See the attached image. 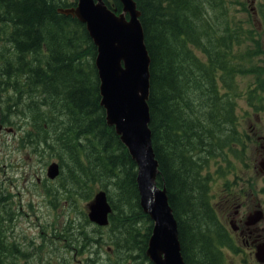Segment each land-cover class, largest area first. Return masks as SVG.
<instances>
[{
	"label": "trees",
	"instance_id": "1",
	"mask_svg": "<svg viewBox=\"0 0 264 264\" xmlns=\"http://www.w3.org/2000/svg\"><path fill=\"white\" fill-rule=\"evenodd\" d=\"M76 1L0 0V38L4 35L11 46L0 45V92L12 90L4 98L7 104L0 123L14 126L15 117L23 118L19 148L40 155L47 152L58 163V180H64L58 187L63 190L50 186L44 189L45 194L63 192L68 199L89 201L95 191L105 190L112 206L111 223L119 218L120 226L128 229L123 230L128 236L120 240L130 239L133 244L138 237V243L147 246L152 220L139 204L136 163L114 127L106 123L100 105L96 46L84 23L58 10L75 6ZM104 2L116 13L122 10L119 0ZM135 2L150 56L148 125L158 161L156 180L166 188L185 264H209L208 243L220 226L208 204L201 169L210 159L234 151L233 145L241 143L235 115L236 80L240 74L255 75L256 86L247 92L259 93L264 89V60L252 62L251 54L257 51H248L247 59L237 52L241 36L236 27L240 21L235 13L236 20H230L229 0ZM238 4L247 11L243 1ZM255 8L264 26V0H258ZM196 48L202 54L198 55ZM194 106L202 108L201 118L193 111ZM215 129L225 130L220 152L205 147L208 159L202 158L201 163L194 160L198 155L195 151L207 146L204 137L213 136ZM193 168L202 183L198 192L203 198L194 194L196 185H186ZM7 191L0 182V203L8 199ZM185 193L190 194L187 197ZM197 199L200 202L194 213L191 210ZM188 212L197 231L187 225L191 220L180 218ZM3 217L0 206V264H15L12 259L24 254L7 242ZM205 220L217 227L207 229L208 236L202 230L207 225ZM141 221L147 223L144 231L137 226ZM185 225L192 230L188 235Z\"/></svg>",
	"mask_w": 264,
	"mask_h": 264
},
{
	"label": "rangeland",
	"instance_id": "2",
	"mask_svg": "<svg viewBox=\"0 0 264 264\" xmlns=\"http://www.w3.org/2000/svg\"><path fill=\"white\" fill-rule=\"evenodd\" d=\"M238 1H243L245 3V8L247 11L241 10V6L238 4ZM257 1L258 0H229V2H231L230 4L232 5L228 7V15L230 20L232 17H234L236 20L237 16L238 21H240V26L236 27V29L240 31L241 41L237 45V48L236 46L235 48L240 54V57L244 56L246 59L248 51H251V53L257 51L256 54H251L252 62L255 64H259L260 61L264 60V31L257 29V27H261V22L255 8ZM222 29L223 28H219V30ZM243 31H250V33H245ZM3 38L5 39V36L0 38V45L10 46ZM11 51L13 52L12 49ZM195 52L198 55L202 54L201 49L196 48ZM254 76L255 75L252 74L238 75L236 80V83L237 81L239 83L238 91H241V93H246L247 90L254 88L256 83V76ZM10 91L12 90L8 88L7 92L11 93ZM259 93H262L259 94V105H264V89ZM237 105L244 106L246 105V102L244 100H237ZM256 112V114H252V116L250 115V120H247V117L245 116L241 119L242 121L238 129L240 131V137L242 141L238 146L236 143L233 145L235 150H228V154L225 153L223 156L220 155L210 159V161L207 162L208 165L201 169V172L204 175H207V173H212L211 183L209 186L211 193L219 191V187L222 183L221 181H224L222 180L223 177L228 178L230 169L232 171L241 170L253 180L257 181L259 179L258 176L260 172L258 170L255 171L258 166L253 168V163L257 165L256 158L258 156V152H261V148L260 145L257 143L255 144V139L253 136H251L248 125L246 126L243 124L249 122V124L252 126H257V128H259L261 131L260 132L256 129L257 133L264 135V129H262L264 128V108L260 111L257 110ZM235 115H238L237 112ZM0 117H2L1 114ZM14 121H16V124L13 126V133H10L9 131H3L0 133V182L2 188L8 189L7 192H9H4L8 196V199L5 200V202L0 203V206L1 214L4 215L2 222L4 225H9L7 234L9 235L8 231L14 232L13 235L9 236L11 240H16L20 244V250L26 257L17 254V259L15 258L16 261L15 259L12 260H14L16 264H25L27 259L28 264H63V262L68 259V264H78V261L73 260V257H71V254L74 252L71 247L75 240L70 245L69 241L59 238L60 233L64 232L60 231L59 229H61L64 222L68 221L67 219H83L86 217V201L82 199H68L67 195L63 192L54 196H52V194H45L46 192L44 189L50 186H53V188H58L59 190H63L61 187H58V184H60V182H64V180L49 181L45 174L47 166L51 163V161L56 160L50 158L47 152H45L44 155H40L30 152L28 148H19L17 141L20 135L19 133L24 127L25 120L20 117H15ZM200 131H202V129H200ZM224 131L225 130L220 129L218 131V129H215L213 136H205L206 138L204 137V144H207L205 147L206 149L208 148V151L212 150L216 153L220 152V144L223 140V137L225 136ZM211 140L215 141L210 142ZM193 143L195 142L193 141ZM195 152L198 153V155L194 156V160L199 159V162L201 163L202 158L206 157V160L208 159V155L203 151L202 148ZM226 156H228V160ZM219 165H221V167L225 170L223 175H217L215 173V170ZM195 173V168H193L190 172V176L186 179V185L187 187L196 185L197 189L195 190H197V192L194 190V194L198 198V194L200 195L198 192L200 191L199 185L202 183L200 180L197 181ZM45 178L48 180V182H45ZM70 183L71 182H69L68 185H70ZM189 194L190 193H185L187 197ZM200 196L203 198V193ZM207 201L208 204H210L211 199L208 195ZM194 202L197 204L194 206L193 210H191L192 212L198 210L197 205H199L200 200L197 199ZM219 205L220 204H218V209L220 210ZM189 213L191 212L186 214L187 217L185 214H181L180 218H183V220H191V223H187V225H190L194 228V231H197L198 228L194 227L196 225L194 218L192 214ZM197 218L199 219L200 216H197ZM119 220V218L114 220L111 231L109 229L105 237L102 238L101 245L105 250L103 255L107 257L110 256L113 263H116L117 261L118 263L128 264V261L125 259V257L122 258V250L117 244L113 245L114 242L112 241H115V238L120 240V238H126V236H128V233H123L124 229H128L126 227H121L120 223L122 224V222ZM205 222L207 223L206 220ZM146 224L147 223L141 221L137 224V226L140 228V231H144V226ZM187 225L184 226L186 235L192 231L191 228H186ZM214 228L217 227L210 222L207 223V225H205L202 230L205 232L204 234L208 236L206 232L209 230L207 229L213 230ZM88 229H90V226L87 227L84 223H82V225L79 224L76 235L80 236L81 233H85L84 235H86L89 231ZM109 234L111 235L110 237H108ZM96 236L99 237L98 234L94 235V237ZM127 240H129V245L135 247L137 250L143 246L142 243H138L141 241V238H134V242L136 244H132L130 239ZM63 242L66 245L69 244V246L65 247ZM88 242H90V247L88 249L90 252L89 257L94 259L97 255H99V253L94 252L99 248V244L93 240ZM78 255L82 259V262L79 264H89V262L86 260L87 257L85 252ZM196 260H198V258H196ZM230 260L231 258L227 257L228 264H234L233 260L232 262H229Z\"/></svg>",
	"mask_w": 264,
	"mask_h": 264
},
{
	"label": "water",
	"instance_id": "3",
	"mask_svg": "<svg viewBox=\"0 0 264 264\" xmlns=\"http://www.w3.org/2000/svg\"><path fill=\"white\" fill-rule=\"evenodd\" d=\"M119 1L120 13L110 9L104 0H77L75 6L58 10L84 23L96 46L94 64L99 79L100 105L105 110L106 123L114 127L136 163L139 204L152 220L146 255L153 264H185L166 188L156 180L158 161L148 125L150 56L144 42L140 11L135 0ZM259 166L264 170V161H260ZM58 174L59 165L52 161L47 166V176L55 178ZM110 212L106 192L99 189L88 203V218L105 225Z\"/></svg>",
	"mask_w": 264,
	"mask_h": 264
},
{
	"label": "flooded vegetation",
	"instance_id": "4",
	"mask_svg": "<svg viewBox=\"0 0 264 264\" xmlns=\"http://www.w3.org/2000/svg\"><path fill=\"white\" fill-rule=\"evenodd\" d=\"M257 29L264 31V26L261 25V27L259 26ZM1 64L2 59H0V65ZM10 94L11 93H6L5 91L0 92V114L4 106L7 104L5 103L4 98ZM259 94L262 93H248L247 91L246 93H241V91L237 92V100H244L246 102V105L244 106L236 105L235 107V112L238 114L236 115V118L239 124L241 123V119L244 116L247 117V120H250L252 114H256L257 110L260 111L264 108V105H259ZM201 109L202 108L199 106L193 107V111L198 112L196 116L199 118L203 116L200 113ZM243 124L246 126L248 125V129L251 132L250 134L255 139V144L257 143L260 145L261 148V152H258V156L256 158L257 165L253 163V168L258 166L255 171L258 170L260 172L258 176L259 179L257 181L253 180L241 170L232 171L230 169L228 178L223 177L222 180L224 181H221L222 183L219 187V191L211 193L209 186L211 183L212 173H207V175H205V181L207 182V195L211 199L210 207L216 216L215 223L219 224L220 226L219 229L214 233L215 237L210 239V244L208 243L207 251L209 264H228L227 257H230L231 260L229 262H232L233 260L234 264H264V170L260 169L259 166V162L264 161V135L257 133L256 129L260 131L257 126L254 127L249 124V122ZM6 130H12V128L2 126L0 123V133ZM11 132L13 133L14 131L12 130L10 133ZM203 151L206 153L205 146ZM215 173L217 175H223L225 170L221 167V165H219L216 168ZM48 180L56 181L58 180V177ZM48 180L45 182H48ZM89 201L85 202L87 209L85 215L86 217L83 219H67L68 221L64 222L61 229H59L60 231H64L63 233H60L59 238L69 241L70 245L75 240L71 247V249L74 251L71 254V257H73V260H77L78 264L82 262V259L78 254L83 252L86 253V260L89 262V264H123L118 263L117 261L116 263H113L110 256L107 257L103 255L105 250L101 245V241L102 238L105 237L108 230L110 229L111 231L112 223L110 218H108V223L105 225H98L92 222L88 218ZM218 204H220V210L218 209ZM82 223H84L87 227L90 226V229H88L89 231L86 235H84L85 233H81L80 236H77V229L79 224L82 225ZM8 226L9 225H4L5 233L7 235V242H11L14 245L13 248L20 249V244L16 240H11L9 236L13 235L14 232L8 231L9 235L7 234ZM97 234L99 237H94V235ZM110 236L111 235L109 234L108 237ZM92 240L99 244V248L94 251L95 253H99V255H97L94 259L89 257L90 252L88 250L90 247V242L88 241ZM112 241L114 242L113 245L117 244L122 250V258L125 257V259L128 261V264H150L148 263L149 259L147 260L146 246L143 245L139 250H137L135 247L130 246L128 241L124 242L117 238H115V241ZM63 245L65 247L69 246V244L66 245L64 242ZM22 256L26 257L24 255ZM67 260L68 259H66L63 264H68ZM149 262L151 261L149 260ZM25 264H28V259L26 260Z\"/></svg>",
	"mask_w": 264,
	"mask_h": 264
},
{
	"label": "bare ground",
	"instance_id": "5",
	"mask_svg": "<svg viewBox=\"0 0 264 264\" xmlns=\"http://www.w3.org/2000/svg\"><path fill=\"white\" fill-rule=\"evenodd\" d=\"M96 241V240H95ZM94 243V242H93ZM182 255V254H181Z\"/></svg>",
	"mask_w": 264,
	"mask_h": 264
}]
</instances>
